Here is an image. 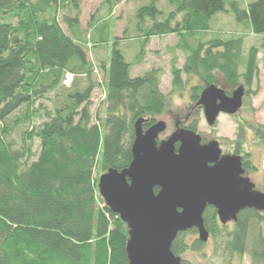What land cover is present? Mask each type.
Returning a JSON list of instances; mask_svg holds the SVG:
<instances>
[{"label": "trees", "instance_id": "obj_1", "mask_svg": "<svg viewBox=\"0 0 264 264\" xmlns=\"http://www.w3.org/2000/svg\"><path fill=\"white\" fill-rule=\"evenodd\" d=\"M123 1L102 0L106 18ZM159 1L147 0L138 11L137 60L128 62L121 49L126 36L114 39L110 56L95 55L96 64L89 54L110 43L111 22L96 19L89 31L83 29V0H0V264H129L128 227L106 207L98 183L108 170L130 166L136 122L144 119L148 130L166 112L163 70L131 76L153 38L178 37L170 51L174 93L200 80L203 86L192 90L193 101H199L202 91L216 83L217 73L229 88L244 87L245 98L260 92L264 0L244 8L228 0H166L169 11L160 9ZM60 12L66 14L68 34L58 22ZM224 14L259 37V45L246 51L243 36L205 38L215 18ZM178 51L185 57L182 69ZM67 74L73 76L70 87L64 85ZM97 89L105 107L93 113ZM42 101L51 102V109ZM240 124L237 146L244 154L248 133L264 142V124L246 119ZM19 126L25 129L17 148ZM187 129L196 131L197 121ZM204 221L213 240L224 241L219 248L230 258L227 264H236L235 258L242 264L249 247L253 264H264L260 213L241 212L231 231L220 227L214 208H207ZM188 234L197 231L181 233L173 244L178 257L206 246L199 238L188 243ZM182 264L187 262L182 259Z\"/></svg>", "mask_w": 264, "mask_h": 264}, {"label": "water", "instance_id": "obj_2", "mask_svg": "<svg viewBox=\"0 0 264 264\" xmlns=\"http://www.w3.org/2000/svg\"><path fill=\"white\" fill-rule=\"evenodd\" d=\"M244 99L242 86L229 95L213 84L202 91L197 106L212 127L221 115L236 116ZM143 124L140 119L134 126L130 166L108 170L98 183L106 207L128 227L129 264H182L173 244L193 229L201 242L209 241L204 221L208 207L217 210L223 225L236 222L246 210L264 213V193L244 176L240 157L226 156L218 162V142L202 145L201 137L187 129L159 142L167 124L158 121L146 131Z\"/></svg>", "mask_w": 264, "mask_h": 264}, {"label": "rangeland", "instance_id": "obj_3", "mask_svg": "<svg viewBox=\"0 0 264 264\" xmlns=\"http://www.w3.org/2000/svg\"><path fill=\"white\" fill-rule=\"evenodd\" d=\"M254 1L256 0H228L229 3L238 2L242 8ZM146 4L147 0H124L122 4L115 8L114 13L110 15V18H106L107 15L109 16V14L104 7L102 0H83V29L87 30V26L90 21L94 22L96 19L99 21L110 19L109 22H111V33H109L110 43H108L103 48L102 51H104V53L102 51H95L91 55L89 54L90 61H93L97 64L98 61L95 55L99 57L110 56L112 53V43L114 39L126 36L127 39L125 38L122 40L123 44H121V49L123 50L128 62L133 63L137 60L136 57L141 46L140 39L138 38V36H140L139 23L141 22V20L138 18V11ZM158 6L162 10H170L167 6L166 0H160ZM65 15L66 14L60 12L58 13L57 19L62 29L68 34L67 26L63 23V17ZM146 23L148 24L149 21ZM127 28L128 32L127 35H125L124 32ZM215 36H223L225 38H236L243 36L245 37L246 51L252 46H258L261 41L259 37L251 34L245 25L237 24L234 19L227 14L219 15L215 18L211 25V29L205 38L210 39ZM177 43L178 37L176 35H167L162 38H153L150 45L146 48L144 59L141 60V62H136L135 67L131 71V76L134 78L143 76L152 69L163 70L164 76L161 81L160 91L164 96L167 97L168 105L166 112L156 118L157 121H164L167 124V131L161 135V139H165L174 132L175 123L179 122L186 125V123L197 121V132L203 139H220L222 142L229 144V148L227 149V147H223V150L233 153L234 147H232L231 144L236 142L238 138V129L241 125L240 123H242L244 119L256 124H264V68L261 64L262 54L259 56L261 72L259 83L260 92L257 94V96H253L251 98L246 97L244 99L245 105L239 111L236 117L221 115L219 116L216 124L210 127L205 120L203 109L197 106L198 101H193L192 99V90L194 86H203L200 80L188 82L182 93L173 92L171 75L172 55L170 51ZM177 55L179 57V63L177 67L182 69L185 63V57L180 51L177 52ZM68 75L70 76V74L66 75L64 85L70 87L72 82L70 84L67 83V77L69 78ZM187 80L188 76L183 74V81L186 83ZM215 85L224 89L228 93H233L236 88L240 87L238 85V87L235 89L229 88L226 86L223 77L219 73L216 74ZM256 88L257 87H254L253 89L255 90ZM48 97L50 99H54L55 93L49 94ZM92 101L94 104L92 107L93 113L104 110L105 105L103 103V93L101 89H97L95 91ZM40 103H44V107L51 109V102L42 101L39 102V104ZM198 114L199 119H197ZM10 119V121L14 123L15 117H11ZM41 122L42 121L40 120L35 121V125H39ZM24 129L25 128L23 126H19L15 129L14 141L18 146L17 148H19L21 145V134ZM37 149L38 143L36 142L35 150ZM241 149L244 151L243 153L245 155H250L247 159L251 162L252 171L247 172L246 177H248L255 184L257 191L264 193V142L259 141V139H255L252 133H248L247 139L245 143L242 144ZM260 215H262L263 221L258 225L259 228L257 226L256 227L257 229H260L264 235V213H260ZM195 238L198 239V235L193 236L188 234L186 236L188 243L192 242ZM219 243L217 244L215 240L210 239L202 252L184 254L182 259H184L187 264H227L230 258L225 255L222 248H219L221 247L219 246L220 244L225 245V243L224 241H222L220 244ZM251 250L252 249L249 247V253ZM249 253L243 258L242 264H253ZM234 263H238V258H235Z\"/></svg>", "mask_w": 264, "mask_h": 264}, {"label": "flooded vegetation", "instance_id": "obj_4", "mask_svg": "<svg viewBox=\"0 0 264 264\" xmlns=\"http://www.w3.org/2000/svg\"><path fill=\"white\" fill-rule=\"evenodd\" d=\"M234 117V116H233ZM158 121L156 120V122H154V124L155 123H157ZM153 124V125H154ZM208 124V123H207ZM152 125V126H153ZM187 125H188V123H186V125L185 124H182V123H179V122H177V123H175V125H174V132H176V131H178L179 129H187ZM151 126V127H152ZM209 126V125H208ZM211 127V126H210ZM144 129V128H143ZM145 130V129H144ZM187 130H190V129H187ZM146 131V130H145ZM166 131H167V129H166ZM165 131V132H166ZM191 131H193V130H191ZM164 132V133H165ZM173 132V133H174ZM193 132H195V133H197L198 134V132H197V130L196 131H193ZM164 133H162V134H164ZM172 133V134H173ZM161 134V135H162ZM171 134V135H172ZM161 135L159 136V139H158V141L159 142H161V141H163V140H166V139H168L170 136H168V137H166L165 139H161ZM199 135V134H198ZM200 136V135H199ZM201 137V136H200ZM201 139H202V145H206V144H209V143H211V142H218V144H219V150L221 151L220 153V156H219V159H218V162H220L224 157H226V156H237V157H240L241 159H242V163H243V168H244V170H245V177H246V173L247 172H250L251 171V162H250V160H248L247 158H249V154H243V155H241L240 154V152H239V149H238V146H237V141H238V138H237V140H236V142H233L231 145H232V147H234V149H233V153H229V152H227V150L225 151V150H223V147H227V149L229 148L228 147V145L229 144H227V143H224V142H222V140H220V139H210V140H205V139H203L202 137H201ZM227 144V145H226ZM179 147V144L177 145V148ZM229 151H231V150H229ZM215 165V162H213L212 164H210V166H214ZM209 208V207H208ZM210 208H213V207H210ZM215 209V208H214ZM216 210V209H215ZM216 214H217V210H216ZM217 219H218V222H219V224H220V227L221 228H223V229H225V228H227V229H230V231L231 230H233L234 228H235V226H236V224H237V222H238V220L236 221V222H230V223H228V224H226V225H223V224H221L220 223V221H219V217H218V215H217ZM193 230H196V229H193ZM193 230H190V231H193ZM190 231H188V232H190ZM197 231V230H196ZM187 232V233H188ZM210 234V233H209ZM197 235H198V232H197ZM213 240V238L211 237V235H210V238H209V240ZM207 243L208 242H206L205 244H206V246H207Z\"/></svg>", "mask_w": 264, "mask_h": 264}, {"label": "built area", "instance_id": "obj_5", "mask_svg": "<svg viewBox=\"0 0 264 264\" xmlns=\"http://www.w3.org/2000/svg\"><path fill=\"white\" fill-rule=\"evenodd\" d=\"M72 81H73V76L72 75H70L69 78L67 77V83L70 84Z\"/></svg>", "mask_w": 264, "mask_h": 264}]
</instances>
